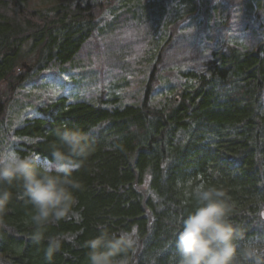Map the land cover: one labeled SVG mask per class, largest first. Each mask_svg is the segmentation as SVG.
Returning <instances> with one entry per match:
<instances>
[{"label":"trees","instance_id":"trees-1","mask_svg":"<svg viewBox=\"0 0 264 264\" xmlns=\"http://www.w3.org/2000/svg\"><path fill=\"white\" fill-rule=\"evenodd\" d=\"M228 3H237L233 11ZM224 21L243 25V43H218L211 34L200 45L199 66L158 70L165 49L189 28L212 33ZM113 34L120 39L107 42L104 54L117 51L122 64L104 70V88L99 71L82 68L98 53L82 50ZM263 34L264 0H61L43 10L0 0V137L2 112L10 118L0 149L34 151L43 164L55 129L65 125L88 132L95 148L74 173L83 185L76 193L82 219L48 225L39 244L24 222L31 206L19 185H0L10 194L0 215V264H86L84 242L98 224L139 229L144 246L136 264H179L172 245L179 218L193 206L189 182L223 187L234 205L231 222L246 239L264 237ZM42 72L69 77L73 89L43 99L31 116H16L22 110L8 98L29 83L47 89L46 78L34 80ZM25 136L43 140L32 145ZM57 237L64 239L49 261V238Z\"/></svg>","mask_w":264,"mask_h":264},{"label":"clouds","instance_id":"clouds-1","mask_svg":"<svg viewBox=\"0 0 264 264\" xmlns=\"http://www.w3.org/2000/svg\"><path fill=\"white\" fill-rule=\"evenodd\" d=\"M54 135L56 139L49 145L51 159L43 164L34 151L21 155L11 148L0 149V185H19L21 198L31 206L24 222L33 229L29 235L37 244L44 239L48 225L82 219L76 193L83 185L74 173L95 150L89 133L80 128L65 125L56 128ZM23 139L36 145L43 137ZM209 174L218 175L211 170ZM189 188L188 200L193 206L179 218L172 245L179 264H264V237L246 239L245 229L231 222L234 205L227 191L207 182H189ZM9 198L7 191L0 193V215L7 211ZM260 215L264 218V212ZM97 229V235L84 242L86 264H136L144 246L137 227L113 232L98 224ZM62 239L49 238L47 260H52Z\"/></svg>","mask_w":264,"mask_h":264},{"label":"rangeland","instance_id":"rangeland-1","mask_svg":"<svg viewBox=\"0 0 264 264\" xmlns=\"http://www.w3.org/2000/svg\"><path fill=\"white\" fill-rule=\"evenodd\" d=\"M61 0H26L27 6L33 9L37 10H43L50 5L54 4L55 2H58ZM232 2H235V0H229ZM225 1H218V3H224ZM226 3V2H225ZM228 7L231 8V11L234 9L232 8V5H235L237 3H228ZM238 15L237 13H235ZM255 15H253L252 18H254ZM103 17L98 18V24L100 25V21L103 22ZM224 25L218 26L216 29L213 30V32H210V29L207 28V33H200L197 34V31L192 30V28H189L186 32H189L190 35L188 36H182V41L172 43L170 46H168L165 51L163 52L160 60V64L158 65V70L161 68L165 70H172L177 68H192L193 66L197 67L199 66V61L197 58L202 60L204 57V51H202V47L200 45L203 44V39L206 38L205 36H211L213 37L214 41H217L218 43L227 42L232 43L234 41H239V43H243V38L245 36V33L243 31V25L234 27V23H228V21H224ZM214 26V24H212ZM215 28V27H214ZM194 31V34H193ZM260 31L263 32V28L260 29ZM264 35V34H263ZM120 39L119 36L113 34V35H106L104 37H94L89 45L82 50V52H95L97 55H92L89 58V63L86 65H83V69L86 68H92V73L89 75H95L98 74L99 71V79L100 81L99 86H102L105 88L106 80L104 77H106L105 73L107 72V69L110 68H116L119 67V64L121 63V59L118 56L117 51H112L111 54H104L103 47L107 42L114 41ZM177 41V40H176ZM113 50H115L113 48ZM202 51V52H201ZM202 54V55H201ZM24 67L28 66L26 64H23ZM29 68V67H28ZM101 70V71H100ZM32 71L31 69L29 70ZM76 72V71H75ZM78 72V71H77ZM76 72V73H77ZM168 72V71H167ZM134 76V75H133ZM132 76V79H133ZM53 75L49 72H42L34 80H38L39 78H46V81L48 82L47 89L42 90H33L31 88V83L25 85L23 88L19 90H15L13 95L8 98V106L13 107L14 110H19L21 112H18V115L20 116L24 115H33L35 113L34 106L40 103L43 99H49V98H56L60 95H66L68 94L73 88L71 87L72 82L69 77L62 76L61 79H52ZM78 77L77 75L74 76L76 79ZM103 77V78H102ZM86 84L90 86V79L86 80ZM154 87V85H153ZM87 92V91H86ZM28 96L30 99H28ZM88 98H92L94 96V93H87ZM38 98L39 100L35 99ZM28 100H31L30 102ZM17 101H20L23 107H19ZM19 102V103H20ZM9 113V112H8ZM6 112H2V126H3V135L0 137V140L6 141V124L7 121H9V114ZM11 117V116H10ZM14 117V115H13ZM15 121V120H14Z\"/></svg>","mask_w":264,"mask_h":264}]
</instances>
